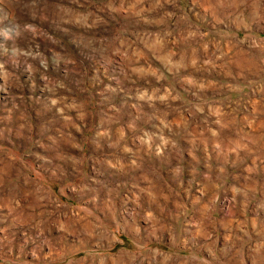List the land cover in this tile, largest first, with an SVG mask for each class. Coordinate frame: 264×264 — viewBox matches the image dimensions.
<instances>
[{"label": "rangeland", "instance_id": "374dc122", "mask_svg": "<svg viewBox=\"0 0 264 264\" xmlns=\"http://www.w3.org/2000/svg\"><path fill=\"white\" fill-rule=\"evenodd\" d=\"M0 264H264V0H0Z\"/></svg>", "mask_w": 264, "mask_h": 264}]
</instances>
